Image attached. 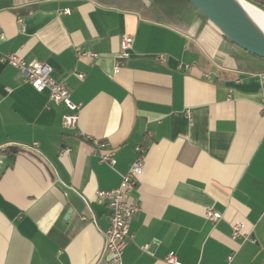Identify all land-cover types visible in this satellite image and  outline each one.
Wrapping results in <instances>:
<instances>
[{
	"label": "crops",
	"instance_id": "crops-1",
	"mask_svg": "<svg viewBox=\"0 0 264 264\" xmlns=\"http://www.w3.org/2000/svg\"><path fill=\"white\" fill-rule=\"evenodd\" d=\"M151 5L163 20L143 16ZM190 5L0 0V264H107L109 208L96 191L119 186L138 144L146 159L129 200L141 209L124 264H174L170 252L179 264H263L264 70ZM124 35L131 56L114 72ZM8 52L51 65L81 104L76 129L63 126L64 104L2 61ZM88 137L108 141L116 163ZM237 221L255 242L232 238Z\"/></svg>",
	"mask_w": 264,
	"mask_h": 264
},
{
	"label": "built area",
	"instance_id": "built-area-1",
	"mask_svg": "<svg viewBox=\"0 0 264 264\" xmlns=\"http://www.w3.org/2000/svg\"><path fill=\"white\" fill-rule=\"evenodd\" d=\"M19 23L24 29L23 20L18 18ZM133 36L124 35L120 39L119 51L116 55V63L114 72H118L124 65V61L131 56L133 46ZM78 57H97L96 52L84 51L77 49ZM161 61H167L166 54L161 53L156 55ZM2 61L10 63L20 70L24 81L30 83L38 92L47 91L49 99L57 104H64L67 107V112L63 115V126L68 130H73L78 127L81 104L74 102L71 98V88L63 81H57L52 76V67L49 63L39 60L26 61L16 52H8L2 56ZM186 69L193 67L192 64H180ZM79 77L83 78L82 72L78 73ZM206 77H211V73H205ZM262 84L264 85V73L261 74ZM231 97V94H229ZM1 102V97H0ZM262 111L264 112V97L262 100ZM92 139V137H88ZM94 140V139H92ZM95 141L94 150L99 155L100 161L109 165L116 163L114 151L108 141ZM137 157L130 165L128 171L122 176L119 186L112 189H98L96 191L97 199L106 204L109 208V226L105 230V244L102 251V257L106 258L107 264H124L123 255L129 241L134 237L130 230V224L140 209L141 206L135 201L129 200V195L134 190L138 183L139 177L143 172L144 162L146 159L147 149L144 145L138 144L135 147ZM204 215L211 220H218L222 214L213 209L207 208ZM232 238L241 239L243 242H255L256 238L251 232L245 231V224L242 221H237L232 226ZM147 246H144L146 248ZM233 255L229 256V260ZM166 260L179 264L174 252H170ZM264 264V262H263Z\"/></svg>",
	"mask_w": 264,
	"mask_h": 264
},
{
	"label": "water",
	"instance_id": "water-1",
	"mask_svg": "<svg viewBox=\"0 0 264 264\" xmlns=\"http://www.w3.org/2000/svg\"><path fill=\"white\" fill-rule=\"evenodd\" d=\"M239 47L264 57V29L242 0H188ZM250 1L264 9V4Z\"/></svg>",
	"mask_w": 264,
	"mask_h": 264
},
{
	"label": "trees",
	"instance_id": "trees-1",
	"mask_svg": "<svg viewBox=\"0 0 264 264\" xmlns=\"http://www.w3.org/2000/svg\"><path fill=\"white\" fill-rule=\"evenodd\" d=\"M255 1L264 4V0H255ZM190 9L199 12V10L192 4L190 5ZM142 14L144 17H146L148 19H153V20H158V21L163 20L161 13L159 12V10L154 5H151L149 7H146V6L143 7L142 8ZM182 18H184V17L181 16V17L177 18L176 21L178 19H182ZM173 22H175V20ZM235 47L241 52L242 57H245L248 62H254V63L258 64V66L261 70H264V57H261L257 54L250 52V51H247V50L239 47L236 44H235Z\"/></svg>",
	"mask_w": 264,
	"mask_h": 264
},
{
	"label": "bare ground",
	"instance_id": "bare-ground-1",
	"mask_svg": "<svg viewBox=\"0 0 264 264\" xmlns=\"http://www.w3.org/2000/svg\"><path fill=\"white\" fill-rule=\"evenodd\" d=\"M244 5L246 6L247 10L250 14L254 17V19L259 23V25L264 29V9L260 8L256 4L242 0Z\"/></svg>",
	"mask_w": 264,
	"mask_h": 264
}]
</instances>
